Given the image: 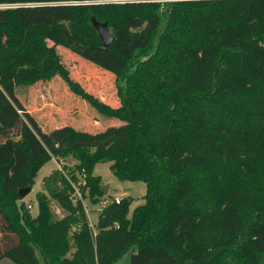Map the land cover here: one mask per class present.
Instances as JSON below:
<instances>
[{
  "label": "trees",
  "instance_id": "1",
  "mask_svg": "<svg viewBox=\"0 0 264 264\" xmlns=\"http://www.w3.org/2000/svg\"><path fill=\"white\" fill-rule=\"evenodd\" d=\"M104 1L0 0L23 3L0 10V260L118 264L131 251L128 264H264V218L245 226L264 208V0L166 2L172 7L160 47L147 59L141 54L158 35L164 10L153 2L156 8L145 13L141 7L151 2L125 0L120 6L136 12L120 19L117 5ZM83 11L96 31L93 16L108 22L113 44L104 47L99 33L95 42L82 40ZM21 28L46 32L57 55L51 75L97 110L91 108L101 130L66 125L49 133L23 104L16 88L25 77L14 70L30 43L27 36L18 41ZM61 49L115 75L116 102L74 80ZM133 68L141 80L137 103L128 88ZM68 155L88 172L80 189L94 200L104 194L93 171L110 163L120 179L147 184L145 203L129 216L132 198L110 201L94 230L81 199L72 206L74 198L49 183V192L69 203V214L55 220L45 200L22 229L5 199L20 198L35 169Z\"/></svg>",
  "mask_w": 264,
  "mask_h": 264
},
{
  "label": "rangeland",
  "instance_id": "2",
  "mask_svg": "<svg viewBox=\"0 0 264 264\" xmlns=\"http://www.w3.org/2000/svg\"><path fill=\"white\" fill-rule=\"evenodd\" d=\"M143 1L151 2V5L141 7L142 11L145 13L156 8L155 6L152 7L153 2H158V9L164 10V12H161L162 22L159 32H157L158 35L155 36L149 48L141 54V58L147 59L159 50V37L168 23V16L172 6H164V4L175 0ZM104 2H112L117 5L115 13L120 15V19H124L130 12H136V10L130 8L126 9L120 6L125 0H106ZM77 17L80 24L82 40L85 43L95 42L96 38H99V35L90 25L85 11L79 12ZM13 29H19V27L15 26ZM21 31V36L17 37L18 41L23 44L24 36H27L30 45L27 54L14 70L15 73L26 78L20 79L17 82L16 92L23 104L39 121L43 129L52 133L56 128L72 125L73 127L75 126L76 128H82L84 130L91 131L93 128L101 130L100 123L93 119L92 109L94 108L80 96L71 92L67 84L61 79L51 75L54 73L53 70L55 68L57 55L48 48L49 44L47 45L45 42L47 39L46 32L39 29L24 28H21ZM50 44H52V42H50ZM58 52L62 62L69 68L74 80L79 81L88 91L93 92L104 101L110 103L116 102L117 97L115 95V88L113 87L115 75L104 72L97 65L82 59L78 55L72 53V51L61 49L58 50ZM134 70H136V68L130 70L132 74H130L131 79L128 88L130 89L129 96L133 97L134 103H137L141 91L139 87L141 80L140 77L134 79ZM34 73H37V75L30 76ZM104 117L103 120L111 125L109 117ZM12 137L16 140L20 139L18 131L15 130L12 133ZM62 137V135H54V139L56 142L60 143L59 145L66 144L65 140L63 144ZM4 141L5 139L0 136V143ZM76 162V159H74L72 155L59 158L55 157L47 161L43 166L35 169L37 173L34 181L27 186H31L32 190L28 192L25 197L5 199L6 203H9L10 200L13 203L11 212L15 223L19 227L22 229L28 228L29 223L35 221L45 200L49 202L55 220H61L69 214L67 207L69 203L67 201L61 202L56 199L47 188L49 183H51V186L58 184L66 195L71 196V198L73 197L74 199L70 203L72 206L76 205L77 197L81 199L89 223L94 230L105 200H112L116 197L132 198L133 201L129 205V216L133 215L134 210L138 206L145 203V196L148 193L147 184L142 180L129 181L120 179L110 168V163L98 164L95 171H93V175L101 176L102 189L105 185H108L107 195L103 193V196L94 200L89 189L85 191H81L80 189V184H86L89 175L86 169L78 170L76 168ZM54 175H59V179H55ZM54 180H56V182ZM75 187L76 189H80L81 195L78 194ZM263 218L264 208L261 207L256 209L245 219V226L249 229L255 222ZM243 242L247 243L246 237ZM131 254V251L126 252L118 264H128ZM223 261L225 260L223 259ZM0 264L16 263L6 258L0 260Z\"/></svg>",
  "mask_w": 264,
  "mask_h": 264
},
{
  "label": "water",
  "instance_id": "3",
  "mask_svg": "<svg viewBox=\"0 0 264 264\" xmlns=\"http://www.w3.org/2000/svg\"><path fill=\"white\" fill-rule=\"evenodd\" d=\"M92 23L93 26L97 29L102 41L104 47H108L111 44L114 43L116 37L114 33L109 29L108 22L107 21H99L95 16L92 17ZM32 190V187H25L20 189V195L21 197H25L28 192ZM103 193L107 195L108 193V185H105L102 189Z\"/></svg>",
  "mask_w": 264,
  "mask_h": 264
},
{
  "label": "built area",
  "instance_id": "4",
  "mask_svg": "<svg viewBox=\"0 0 264 264\" xmlns=\"http://www.w3.org/2000/svg\"><path fill=\"white\" fill-rule=\"evenodd\" d=\"M20 6H23V3H0V10H2V9H10V8H16V7H20ZM0 89H2L1 83H0ZM75 189H76V187H75ZM76 190H77L78 194L81 195V193L79 191L80 189H76ZM121 199L122 198H118V197H116V198H114L112 200H108L107 199V200H105L103 202V205L108 204L110 201H115V202L119 203L121 201Z\"/></svg>",
  "mask_w": 264,
  "mask_h": 264
}]
</instances>
